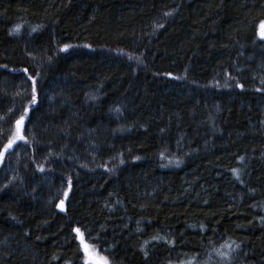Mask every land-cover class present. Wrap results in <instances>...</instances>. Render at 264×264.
Here are the masks:
<instances>
[{
    "label": "trees",
    "instance_id": "16d2710c",
    "mask_svg": "<svg viewBox=\"0 0 264 264\" xmlns=\"http://www.w3.org/2000/svg\"><path fill=\"white\" fill-rule=\"evenodd\" d=\"M262 25L264 0H0V264H85L77 228L108 264H264Z\"/></svg>",
    "mask_w": 264,
    "mask_h": 264
},
{
    "label": "snow or ice",
    "instance_id": "6c2138e0",
    "mask_svg": "<svg viewBox=\"0 0 264 264\" xmlns=\"http://www.w3.org/2000/svg\"><path fill=\"white\" fill-rule=\"evenodd\" d=\"M261 35V38H264V31H262L260 33ZM35 100V97H33V101ZM27 114V110H25V114H22L20 116V118L18 120H16L15 122V132L14 134L11 136L10 139H8V144L5 146V149L4 151H7L9 148L12 147L13 144L16 143L17 140H24L25 137L24 135L22 134L23 132V126H24V123H25V116ZM3 155H4V152H0V159L3 158ZM41 171H43V169L41 168L40 169ZM62 210H63V202H61L60 205H58ZM75 232L77 233V236L80 238V241H81V247L83 248L84 250V253H85V264H89V262H91V264H108V261H107V258L106 257H103V256H100L95 248L90 245V244H86L84 242V239H83V233L80 232V229H75ZM237 247H239L237 245Z\"/></svg>",
    "mask_w": 264,
    "mask_h": 264
},
{
    "label": "rangeland",
    "instance_id": "374dc122",
    "mask_svg": "<svg viewBox=\"0 0 264 264\" xmlns=\"http://www.w3.org/2000/svg\"><path fill=\"white\" fill-rule=\"evenodd\" d=\"M262 31H264V25H262L261 28H260V33H261Z\"/></svg>",
    "mask_w": 264,
    "mask_h": 264
},
{
    "label": "water",
    "instance_id": "95a60500",
    "mask_svg": "<svg viewBox=\"0 0 264 264\" xmlns=\"http://www.w3.org/2000/svg\"><path fill=\"white\" fill-rule=\"evenodd\" d=\"M63 207H64V203H63Z\"/></svg>",
    "mask_w": 264,
    "mask_h": 264
}]
</instances>
